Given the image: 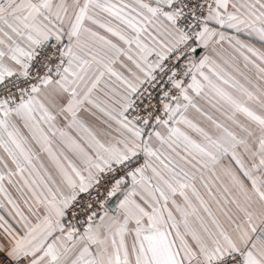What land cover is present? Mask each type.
<instances>
[{
  "label": "snow or ice",
  "instance_id": "obj_1",
  "mask_svg": "<svg viewBox=\"0 0 264 264\" xmlns=\"http://www.w3.org/2000/svg\"><path fill=\"white\" fill-rule=\"evenodd\" d=\"M0 264H264V0H0Z\"/></svg>",
  "mask_w": 264,
  "mask_h": 264
}]
</instances>
